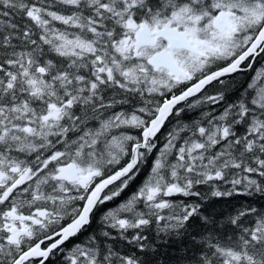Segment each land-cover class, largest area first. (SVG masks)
<instances>
[{
  "label": "snow or ice",
  "instance_id": "1",
  "mask_svg": "<svg viewBox=\"0 0 264 264\" xmlns=\"http://www.w3.org/2000/svg\"><path fill=\"white\" fill-rule=\"evenodd\" d=\"M0 264H264V0H0Z\"/></svg>",
  "mask_w": 264,
  "mask_h": 264
}]
</instances>
